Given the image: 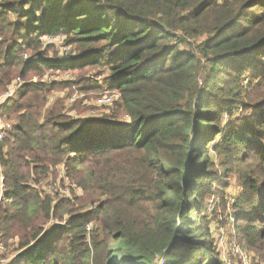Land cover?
<instances>
[{
    "label": "trees",
    "instance_id": "1",
    "mask_svg": "<svg viewBox=\"0 0 264 264\" xmlns=\"http://www.w3.org/2000/svg\"><path fill=\"white\" fill-rule=\"evenodd\" d=\"M48 36L75 54L50 55ZM85 66L107 68L129 119L67 117L45 81L0 108L14 123L0 142V246L15 251L0 264H223L201 213L230 177L236 236L264 255V0L0 3V95L17 76ZM58 166L83 196L43 188ZM148 197L149 228L133 210Z\"/></svg>",
    "mask_w": 264,
    "mask_h": 264
},
{
    "label": "rangeland",
    "instance_id": "2",
    "mask_svg": "<svg viewBox=\"0 0 264 264\" xmlns=\"http://www.w3.org/2000/svg\"><path fill=\"white\" fill-rule=\"evenodd\" d=\"M4 1L6 0H0V3ZM46 38L44 37V42L48 43ZM191 41L196 42L198 39H191ZM74 47L68 46L65 40L59 38L49 47V53L57 57H69L75 54ZM25 52L30 53L31 51ZM61 52L67 55L62 56ZM69 61H72L71 58H69ZM107 74V68L85 66L83 68L51 69L46 71L44 76L30 74L26 79L21 78V80L22 84L25 82L36 83L44 80L47 83H54L55 90L51 92L48 100L49 103L50 101L52 102L50 104L47 103V105L51 106L58 100L63 101L66 106L64 113L67 117H112L125 121L129 118L121 112L119 113L117 105L114 102L117 98L116 96L113 97L111 104L101 103L104 95L107 94L110 96L115 93L107 88V85L105 86L104 79L107 77ZM7 102L8 100L1 104L0 108L6 107ZM0 111L2 112V110ZM8 117V113H0V124L6 127H10L11 124L14 126L13 121ZM225 119H227V116ZM249 163L252 165V162ZM63 171L61 166H58L57 172L59 175L57 180H49L43 185V188L50 193V189L56 188L62 197L69 196L72 190L75 192V195L83 196L84 193L80 188L72 185L67 178L64 179L62 177ZM236 178L230 177L225 184L221 185L218 195L209 198L205 206L206 208H203L201 216L204 217V223L206 222V225H209L211 228V234L215 237L221 253H217L215 256L221 259L223 264H264V255L257 254L255 250L248 249L240 242L239 237L236 236L238 222L234 218V212L236 211L234 203L235 196L241 189V186L236 183ZM93 205L95 204H89L87 208L91 209ZM139 205V207L133 209L139 215L136 223L149 228L154 224L155 217L157 216L158 202L152 197H148L140 202ZM206 215L209 216V221H205ZM193 216L196 217L195 214ZM91 223L93 229L90 234L92 233L91 237H93V235L100 233L101 226L95 217L92 218ZM14 253L15 251L12 248L6 250V247L2 244L0 246V262H9ZM3 257H6V260ZM164 262V259L163 262L160 259L158 264H164Z\"/></svg>",
    "mask_w": 264,
    "mask_h": 264
},
{
    "label": "built area",
    "instance_id": "3",
    "mask_svg": "<svg viewBox=\"0 0 264 264\" xmlns=\"http://www.w3.org/2000/svg\"><path fill=\"white\" fill-rule=\"evenodd\" d=\"M220 1H222V0H220ZM46 39H47V42L48 43H54L55 41H57L59 39V37L58 36H48ZM48 43H45L44 42V46H46ZM61 54H62V56L67 55V54L64 55L63 52H61ZM66 57H68V56H66ZM24 58L25 59H28L29 58V55H28L27 52L24 54ZM22 85L23 84H22L21 77H18L16 79H14L11 82L9 88L3 94L0 95V105L3 104L5 101L9 100L10 98H12L14 96V94L20 89V87ZM114 96H116L118 98L119 94L115 92L113 95H110V96H108L107 94L104 95L103 99H101V103L111 104L113 102V97ZM13 127L14 126L12 124H11L10 127H6V126L0 124V142H2V140H3L4 136H5L6 131L9 130V129H12ZM92 228H93L92 223H89L87 225V231H88V233H90L92 231ZM160 259L163 262V259L162 258H158L157 261H159Z\"/></svg>",
    "mask_w": 264,
    "mask_h": 264
}]
</instances>
